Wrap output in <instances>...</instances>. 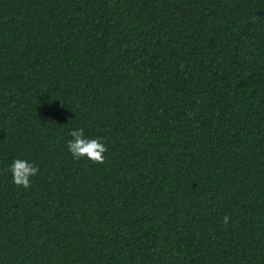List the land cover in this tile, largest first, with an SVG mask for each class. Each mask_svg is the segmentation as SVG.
I'll return each mask as SVG.
<instances>
[{
	"label": "trees",
	"instance_id": "1",
	"mask_svg": "<svg viewBox=\"0 0 264 264\" xmlns=\"http://www.w3.org/2000/svg\"><path fill=\"white\" fill-rule=\"evenodd\" d=\"M0 264H264V0H0Z\"/></svg>",
	"mask_w": 264,
	"mask_h": 264
},
{
	"label": "clouds",
	"instance_id": "2",
	"mask_svg": "<svg viewBox=\"0 0 264 264\" xmlns=\"http://www.w3.org/2000/svg\"><path fill=\"white\" fill-rule=\"evenodd\" d=\"M70 139L66 141L68 152L74 159L89 158L95 162H102V153L106 151L105 145L98 139H88L84 135V129L80 127L73 128L68 133ZM39 171L38 167L31 161L16 158L9 165L12 182L16 185L28 188L31 178ZM228 217H224L227 223Z\"/></svg>",
	"mask_w": 264,
	"mask_h": 264
}]
</instances>
